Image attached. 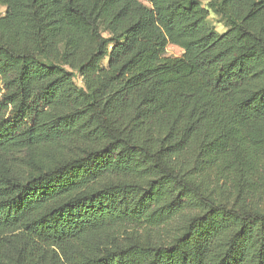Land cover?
I'll use <instances>...</instances> for the list:
<instances>
[{"label": "trees", "instance_id": "16d2710c", "mask_svg": "<svg viewBox=\"0 0 264 264\" xmlns=\"http://www.w3.org/2000/svg\"><path fill=\"white\" fill-rule=\"evenodd\" d=\"M0 6V264H264V0Z\"/></svg>", "mask_w": 264, "mask_h": 264}, {"label": "rangeland", "instance_id": "374dc122", "mask_svg": "<svg viewBox=\"0 0 264 264\" xmlns=\"http://www.w3.org/2000/svg\"><path fill=\"white\" fill-rule=\"evenodd\" d=\"M204 3V2H203ZM0 11L4 12V7L0 6ZM208 23L212 26L218 33H222L226 27L221 20V18L215 13L211 12L208 16ZM181 49L174 45L168 44L165 48V54L167 56H179ZM74 82L76 85H82L81 77L76 73L74 77ZM31 157L36 160H44L46 163L54 162L58 157L57 154L51 152L46 155L45 152H37L32 154ZM262 167L264 168V159L261 160ZM238 179L232 174H229L225 179L220 180L217 186L221 184L219 188L215 191V200L227 202L228 204L235 206H243L246 208H251L257 211H264V180L260 181L259 177H256L254 183L247 190H242L237 187ZM137 232L142 233V229H135L132 227H117L115 233L119 236L125 235V233Z\"/></svg>", "mask_w": 264, "mask_h": 264}]
</instances>
